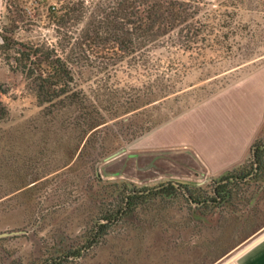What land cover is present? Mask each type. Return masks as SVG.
I'll use <instances>...</instances> for the list:
<instances>
[{"label": "rangeland", "instance_id": "1", "mask_svg": "<svg viewBox=\"0 0 264 264\" xmlns=\"http://www.w3.org/2000/svg\"><path fill=\"white\" fill-rule=\"evenodd\" d=\"M200 1L190 47L80 55L83 102L0 59V264H264V0ZM61 3L3 0L0 26L55 40Z\"/></svg>", "mask_w": 264, "mask_h": 264}, {"label": "trees", "instance_id": "2", "mask_svg": "<svg viewBox=\"0 0 264 264\" xmlns=\"http://www.w3.org/2000/svg\"><path fill=\"white\" fill-rule=\"evenodd\" d=\"M201 6L200 0H63L54 11L55 40H22L1 25L0 59L30 80L40 103L83 102L74 71L80 55L91 51L112 55L117 60L105 64L116 66L120 58L148 55L161 40L172 39L171 45L179 48L186 41L190 47L210 36L197 27ZM243 168L226 178L244 179L248 173ZM163 191L176 192L172 185ZM186 191L191 200L201 202L193 191L187 187ZM133 198L128 195V202Z\"/></svg>", "mask_w": 264, "mask_h": 264}, {"label": "crops", "instance_id": "3", "mask_svg": "<svg viewBox=\"0 0 264 264\" xmlns=\"http://www.w3.org/2000/svg\"><path fill=\"white\" fill-rule=\"evenodd\" d=\"M2 7H3V0H0V21L2 17Z\"/></svg>", "mask_w": 264, "mask_h": 264}]
</instances>
